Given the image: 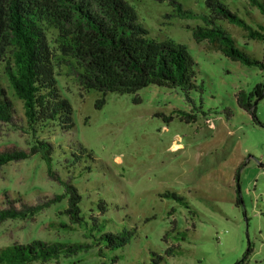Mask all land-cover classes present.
Returning a JSON list of instances; mask_svg holds the SVG:
<instances>
[{
	"label": "rangeland",
	"instance_id": "obj_1",
	"mask_svg": "<svg viewBox=\"0 0 264 264\" xmlns=\"http://www.w3.org/2000/svg\"><path fill=\"white\" fill-rule=\"evenodd\" d=\"M124 1L148 39L188 50L197 65L198 88L187 94L157 86L131 95L109 93L97 109L102 94L86 93L78 68L65 58L56 69L57 81L74 109L75 127L64 133L51 126L48 140L55 151L53 171L78 189L87 225L79 228L62 215L65 199L32 220L0 225V250L34 241L61 242L91 248L46 264H237L250 247L245 264H264V99L254 103L261 126L236 101L239 92L249 94L264 83V72L226 58L206 42L196 43L187 26L195 28L199 21L180 18L174 3L208 14L207 0ZM73 22L69 19L68 25ZM239 44L251 57L264 59V41ZM4 66L0 62L3 85L18 113L11 124L0 122V153L28 151L35 137ZM199 109L210 115H200ZM191 111L198 113L195 123L176 117ZM173 112L169 123L155 116ZM64 192L38 156L0 169V210L11 202L16 209L37 206ZM58 223L65 228L57 229ZM125 231H133L134 238L117 251L100 241L101 236Z\"/></svg>",
	"mask_w": 264,
	"mask_h": 264
},
{
	"label": "trees",
	"instance_id": "obj_2",
	"mask_svg": "<svg viewBox=\"0 0 264 264\" xmlns=\"http://www.w3.org/2000/svg\"><path fill=\"white\" fill-rule=\"evenodd\" d=\"M177 5L176 12L182 19L199 21L193 31L196 43L206 42L208 48L246 67H257L264 72V59L251 57L240 47L245 40L264 41V0H207L209 13L197 14ZM69 19L74 20L68 25ZM134 9L124 0H0V60L5 63L6 81L13 95L22 104L25 122L35 137L28 151L0 153V169L38 156L47 165L48 176L65 187L64 194L37 206H12L0 210V225L8 221H28L45 209L68 200L63 210L71 223L81 228L87 225L81 215L82 196L71 183L63 181L53 171L54 146L48 138V128L58 126L64 133L74 129V109L64 98L59 86L56 69L64 59L79 70L80 84L86 93L102 94L96 108L101 109L109 93L136 94L149 86L179 89L186 94L196 90L197 65L184 46L159 45L148 39V32L136 24ZM224 24L227 25L224 27ZM2 55H5L3 57ZM81 62L87 63L82 65ZM264 99V83L258 84L249 94L236 95L237 105L251 115L257 125H262L256 113L257 103ZM139 101L138 99L135 100ZM206 117L210 113L199 109ZM18 113L0 74V122L11 124ZM186 124L195 123L198 113L178 112ZM167 123L171 116L156 114ZM264 169V165H260ZM235 182L239 184V172ZM237 194L240 192L237 190ZM175 200L182 202L173 195ZM19 203L22 201H18ZM242 204L240 195L236 205ZM105 204L100 208L106 212ZM57 229L65 228L56 224ZM100 229L99 225H96ZM134 238L133 231L107 234L100 241L108 242V249L117 251ZM91 246L69 245L61 242L14 244L0 250V264H46L61 256L78 254ZM175 247L168 251L172 255ZM252 253L237 264H245Z\"/></svg>",
	"mask_w": 264,
	"mask_h": 264
},
{
	"label": "built area",
	"instance_id": "obj_3",
	"mask_svg": "<svg viewBox=\"0 0 264 264\" xmlns=\"http://www.w3.org/2000/svg\"><path fill=\"white\" fill-rule=\"evenodd\" d=\"M262 202H263V204H264V196L262 197Z\"/></svg>",
	"mask_w": 264,
	"mask_h": 264
}]
</instances>
